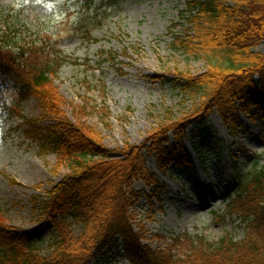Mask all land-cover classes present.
Returning a JSON list of instances; mask_svg holds the SVG:
<instances>
[{
    "label": "rangeland",
    "instance_id": "obj_1",
    "mask_svg": "<svg viewBox=\"0 0 264 264\" xmlns=\"http://www.w3.org/2000/svg\"><path fill=\"white\" fill-rule=\"evenodd\" d=\"M189 1L0 0V30L41 32L48 41L33 61L45 67L48 60H60L51 70L67 117L75 121L78 107L87 108L85 121L116 150L127 140L141 145L165 110L180 117L192 105L183 99L180 82L209 66L175 45L189 29L182 18ZM43 115L34 97H15L6 107L0 102V215L8 232L47 256L55 234L44 203L67 172L54 171L49 129L54 123L42 121ZM256 120L243 118L242 132L233 137L213 112L188 130L184 143L190 165L172 166L164 176L148 159L161 191L153 197L154 191L136 184L151 197L134 209L146 227V245L163 250L173 239L200 238L210 245L227 237L244 239L246 224L233 214L231 202L256 164L264 166V122ZM92 264L130 262L122 247L97 255Z\"/></svg>",
    "mask_w": 264,
    "mask_h": 264
},
{
    "label": "trees",
    "instance_id": "obj_2",
    "mask_svg": "<svg viewBox=\"0 0 264 264\" xmlns=\"http://www.w3.org/2000/svg\"><path fill=\"white\" fill-rule=\"evenodd\" d=\"M187 7L182 18L189 29L175 45L209 66L180 82L183 99L192 105L180 117L165 110L141 145L127 140L116 150L85 121L87 108L78 107L75 121L67 117L51 70L60 60H48L45 67L33 61L48 41L41 32L0 30V102L6 107L15 97L36 98L42 121L54 123L49 128L54 171L67 172L44 203L55 234L51 253L42 256L25 246L0 215V264H92L97 255L122 247L130 264H264V166L259 163L231 202L233 214L246 224L240 242L173 239L166 240L165 249L153 250L134 210L148 198L136 184L154 191L153 197L161 191L158 176L147 168L149 158L164 176L172 166L191 164L184 143L189 128L194 131L213 112L233 137L242 132L243 118L264 122V51H258L264 45V0H190ZM103 113L108 119V110Z\"/></svg>",
    "mask_w": 264,
    "mask_h": 264
}]
</instances>
